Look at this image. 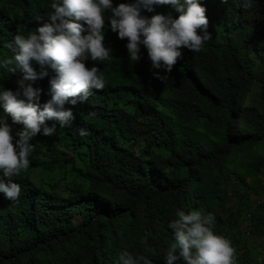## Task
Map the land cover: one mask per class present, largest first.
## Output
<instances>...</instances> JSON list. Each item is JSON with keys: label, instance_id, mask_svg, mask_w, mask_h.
<instances>
[{"label": "trees", "instance_id": "16d2710c", "mask_svg": "<svg viewBox=\"0 0 264 264\" xmlns=\"http://www.w3.org/2000/svg\"><path fill=\"white\" fill-rule=\"evenodd\" d=\"M134 2L112 0L113 7ZM51 3L0 0V65L14 55L16 35L46 22ZM198 3L211 39L199 52L182 48L163 83L153 73L164 70L152 69L143 45L141 59H129L127 39L111 31L105 13L110 58L85 61L105 87L65 103L69 125L46 121L55 134L30 141L29 168L12 178L18 200L0 193V264H119L124 251L166 264L178 210L211 214L236 264H264V0ZM155 14L178 16L170 5L141 8L143 17ZM19 75L0 66V91H16ZM54 76L48 69L30 82L41 90V107ZM7 122L15 143L22 126ZM0 181L7 182L2 172Z\"/></svg>", "mask_w": 264, "mask_h": 264}, {"label": "clouds", "instance_id": "9594fccd", "mask_svg": "<svg viewBox=\"0 0 264 264\" xmlns=\"http://www.w3.org/2000/svg\"><path fill=\"white\" fill-rule=\"evenodd\" d=\"M225 2V0H221ZM153 5H170L178 13L155 14L151 18L141 16V8L152 11ZM51 14L46 22L34 32L16 35L9 45L14 55L3 61L2 66L12 75L20 74L17 90L0 91V172L7 182L0 181V193L10 201L19 198L21 188L13 177L27 171L29 155L33 151L30 141L37 134L52 136L57 127L47 126L46 121L55 120L66 127L73 119L71 110H63L65 103L75 106L84 102L90 90H102L105 77L98 67H87L85 61H105L111 50L104 46L105 13L111 31L121 40L127 39L129 59L137 62L140 46L147 50L152 69H163L165 75L154 72L162 83L182 57V48L199 52L211 39L208 33L206 9L198 0H135L113 7L112 0H52ZM142 38V39H141ZM39 66V71L33 68ZM48 69L55 72L49 80L51 99L42 107L38 103L41 90L32 83L48 76ZM22 126L13 142L12 128L7 122ZM81 136L87 135L81 129ZM214 217L199 210L176 212L168 227L172 241L165 254L166 264H236V249L232 242L214 234L210 225ZM119 264H152L144 256L134 258L127 251L120 253Z\"/></svg>", "mask_w": 264, "mask_h": 264}, {"label": "rangeland", "instance_id": "374dc122", "mask_svg": "<svg viewBox=\"0 0 264 264\" xmlns=\"http://www.w3.org/2000/svg\"><path fill=\"white\" fill-rule=\"evenodd\" d=\"M41 133H42V131H41ZM263 175H262V177H263V180H264V173H262ZM255 199H253V202H252V208H253V211L255 210V208H256V201L258 200V199H256V198H258L257 196H255L254 197ZM259 199H261V198H259ZM263 200V199H262ZM255 257V256H254ZM261 257H263V256H261ZM258 260V259H257ZM260 260H262V258H259V260L258 261H260Z\"/></svg>", "mask_w": 264, "mask_h": 264}]
</instances>
